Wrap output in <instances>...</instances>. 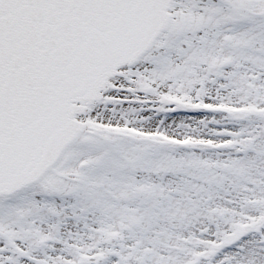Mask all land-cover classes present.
Segmentation results:
<instances>
[{
  "label": "snow or ice",
  "instance_id": "1",
  "mask_svg": "<svg viewBox=\"0 0 264 264\" xmlns=\"http://www.w3.org/2000/svg\"><path fill=\"white\" fill-rule=\"evenodd\" d=\"M0 264H264V0H0Z\"/></svg>",
  "mask_w": 264,
  "mask_h": 264
}]
</instances>
